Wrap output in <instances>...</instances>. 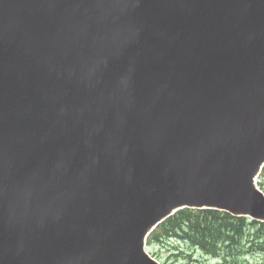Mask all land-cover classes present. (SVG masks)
<instances>
[{"label":"water","instance_id":"obj_1","mask_svg":"<svg viewBox=\"0 0 264 264\" xmlns=\"http://www.w3.org/2000/svg\"><path fill=\"white\" fill-rule=\"evenodd\" d=\"M76 91L83 99L71 100L82 113L101 116L75 140L79 165L58 176L57 191L86 218L104 227L116 221L117 233L114 253L80 242L64 247L66 264H153L135 243L141 227L129 233L127 215L144 213L132 199L149 185L169 182L179 197L264 217L250 186L264 157V0H0V123L22 108L61 106ZM133 103L151 118L166 117L167 133L160 152L150 147L140 167L122 169L128 192L121 193L120 155L106 131L110 109ZM119 125L126 141L148 123L125 114ZM217 140L222 149L205 152ZM25 148L17 154L40 171L37 148ZM22 257L14 260L34 263Z\"/></svg>","mask_w":264,"mask_h":264},{"label":"trees","instance_id":"obj_2","mask_svg":"<svg viewBox=\"0 0 264 264\" xmlns=\"http://www.w3.org/2000/svg\"><path fill=\"white\" fill-rule=\"evenodd\" d=\"M198 214L191 212L182 213L177 218L172 219L166 230L168 232H187L189 231V237L192 241H197L199 238V244L201 247H206L205 242L213 239H219V235L225 236L224 242H229L233 239V230H225V223H233V221L241 222V218H234L226 213L216 212L212 210L198 211ZM233 220V221H232ZM225 223H222V222ZM217 225L215 227V223ZM237 235V232H234Z\"/></svg>","mask_w":264,"mask_h":264},{"label":"rangeland","instance_id":"obj_3","mask_svg":"<svg viewBox=\"0 0 264 264\" xmlns=\"http://www.w3.org/2000/svg\"><path fill=\"white\" fill-rule=\"evenodd\" d=\"M187 246H186V245ZM192 247L188 243H179L176 241H169L164 246L158 250V254L162 257L163 260L169 262L176 260L182 251L191 252L192 257L183 261L185 264H218V258L210 255H205L204 252L200 250H191ZM259 255H251L249 258L250 262H255L259 260ZM176 264H181L180 262Z\"/></svg>","mask_w":264,"mask_h":264}]
</instances>
